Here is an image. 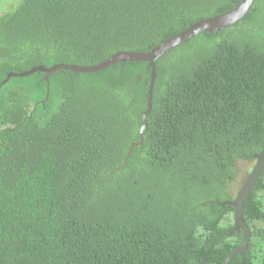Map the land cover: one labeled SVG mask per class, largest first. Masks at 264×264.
I'll return each instance as SVG.
<instances>
[{"label":"trees","instance_id":"1","mask_svg":"<svg viewBox=\"0 0 264 264\" xmlns=\"http://www.w3.org/2000/svg\"><path fill=\"white\" fill-rule=\"evenodd\" d=\"M240 2L22 0L0 15V82L24 62L89 66L146 52ZM150 73L140 61L57 70L44 104L43 72L0 87L18 79L1 113L0 264H222L240 244L221 221L233 219L224 202L237 161L264 146V0L156 60L142 143L129 152ZM263 172L242 210L260 238L229 264H264L254 261L264 235L253 224L264 219Z\"/></svg>","mask_w":264,"mask_h":264},{"label":"water","instance_id":"2","mask_svg":"<svg viewBox=\"0 0 264 264\" xmlns=\"http://www.w3.org/2000/svg\"><path fill=\"white\" fill-rule=\"evenodd\" d=\"M254 0H241V2L232 10L221 13L218 15L210 16L199 21L194 22L187 28L181 30L175 35L167 38L162 41L158 45L151 48L146 52H136V51H118L109 56L107 59L89 66H80L75 64H66V63H56L50 67H45L43 65L33 66L26 71L20 72H7L5 78L0 82V87L5 84L12 77H24L28 76L34 72H43L44 80L46 81V93L43 100H41V104H44L45 100L48 98L49 94V76L57 71V70H72L74 72H88L95 73L101 70H104L118 62H148L151 73H150V81L148 86V98H147V108L141 115L142 124L139 128V141L131 144L129 148V152L132 147L142 143V132L147 125V114L151 109L152 102V93H153V85L155 81V62L158 58L169 52L171 49L179 46L180 44L189 41L196 35L202 32L216 33L228 26H231L238 22L243 16L246 14L248 9L252 6ZM36 104L33 105V110ZM31 115V114H30ZM254 164L251 170L246 175L242 185L236 192L235 197L227 202H224L227 205H230L234 208L233 213V225L234 230L242 233V240L240 244L234 249L230 250L223 259L222 264H229L231 258L237 254L242 255L246 248L248 247L250 238H251V230L244 222L242 218V210L246 197L253 190L255 183L261 173L264 171V146L259 153L254 156ZM222 203V204H224ZM264 235V232H263Z\"/></svg>","mask_w":264,"mask_h":264},{"label":"rangeland","instance_id":"3","mask_svg":"<svg viewBox=\"0 0 264 264\" xmlns=\"http://www.w3.org/2000/svg\"><path fill=\"white\" fill-rule=\"evenodd\" d=\"M21 2H22V0H0V15H4V14L13 12ZM30 65H31L30 62H24V63L17 64L16 68L18 69V71H26L30 68ZM51 65H52V61L43 60V66L49 67ZM17 80H18L17 78L11 80V82L9 83V86H7L6 89H2L0 91V128L3 126V121L1 120V113H3L4 109H6L8 105H10V103L7 102V100H6L7 90L15 87L14 86L15 81H17ZM33 105L34 104H32V103L26 105V107H27L26 109H30L29 113L32 112ZM254 161L255 160H248V161L238 160L237 161V164H236L237 175L235 177V180L230 184V193H231L232 197H235L237 190L242 185V183H243L246 175L248 174V172L251 170V168L254 164ZM261 179L264 182V172L262 174ZM257 197H258L259 201L261 202V209L264 212V191L258 192ZM232 222H233V219H231V216L227 215L221 221V224L227 225V224L232 223ZM253 224L255 227L261 228L262 229L261 233L263 234V232H264V219L263 220H256L253 222ZM259 238H260L259 235H252L251 236L252 242H255ZM230 240H232L234 242L237 241V239H235V238H232ZM255 256H256L254 259L255 263H261L264 261V242L262 244L261 253L258 254V251H255Z\"/></svg>","mask_w":264,"mask_h":264}]
</instances>
